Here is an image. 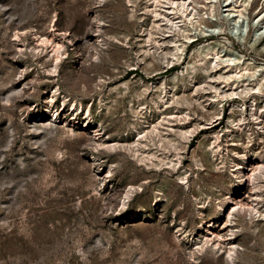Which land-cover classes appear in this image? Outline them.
Wrapping results in <instances>:
<instances>
[{
	"label": "rangeland",
	"instance_id": "1",
	"mask_svg": "<svg viewBox=\"0 0 264 264\" xmlns=\"http://www.w3.org/2000/svg\"><path fill=\"white\" fill-rule=\"evenodd\" d=\"M144 1L0 0V264H264V221L242 212L232 221L216 215V204L235 184L228 165L264 155V114L263 128L243 129L227 120L238 117L228 104L247 97H226L221 112L201 109L195 100L211 105L201 87L205 72L171 80L182 65L162 64L143 51L150 48L148 34L158 31ZM225 37L199 36L183 62H194L192 48L203 41L264 59L237 36ZM57 42L62 47L56 50ZM164 89L177 101L158 108L154 102ZM73 103L84 113L73 114ZM184 111L194 129L190 139L178 131L162 145L150 142L166 161L180 148L178 173L189 175L184 185L176 169L100 149L91 133L79 131L89 118L100 139L134 147L136 129L150 128V139L156 138L154 124L162 130L166 116ZM260 182V199L249 194L247 181L233 201L249 205L253 198L264 210V178ZM230 228L241 248L235 263L226 260Z\"/></svg>",
	"mask_w": 264,
	"mask_h": 264
},
{
	"label": "bare ground",
	"instance_id": "2",
	"mask_svg": "<svg viewBox=\"0 0 264 264\" xmlns=\"http://www.w3.org/2000/svg\"><path fill=\"white\" fill-rule=\"evenodd\" d=\"M253 2L254 0H145L143 8L145 12L150 14L152 24L158 29L157 32L154 31L148 34L147 41H150V48L143 51L156 55L162 64L166 60L171 66L182 65L181 69L171 76V80H178L179 76H192L191 74L196 70L205 72L209 78L203 83L204 85L201 84V87L208 89L210 95L209 104L211 105L207 108V104H202V100H195L203 110L208 111L216 106L215 108L218 109L219 107V111L221 112V103L226 97L231 99L247 97L246 102L243 104L235 100H232L228 104L230 114L237 111L238 117L234 118L232 115H229L227 120L236 125H241L244 127L243 129H246V127H249L253 123L259 128H263L260 118L264 114L262 113L264 112V93L262 92V88L264 87V59L262 61H256L253 57H245L239 52H236L235 55L231 51V48L227 49V47L220 46L218 43L212 45V42L206 41L193 46L192 50L195 53L193 63H184L183 59L187 48L197 41L199 36L217 38L221 34H226L230 38L237 36V40L242 42V44L258 48L264 52V0H261L259 7L255 8L253 14H250V8ZM193 3L197 5L203 3L206 9L199 10V7L196 6L195 8ZM204 20L211 23V26H207ZM237 30L240 32L238 35H235ZM155 34L161 35L162 41L159 39L156 40ZM165 37H168V39L166 40ZM229 37H225V39ZM40 40L42 42L45 41L44 38ZM61 47L62 45L59 42L55 43L56 50ZM166 47L169 48L167 49ZM58 66V60L56 59L54 64L55 71H57ZM195 84L196 82H194V86L198 87ZM221 88H226V90L222 91ZM53 97H55V93L52 94L51 98ZM174 98L177 101V96L172 90L164 89L163 95L154 104L158 108L161 106L168 108L174 103ZM70 108L73 114L86 110H83L82 105L76 107L75 103L71 104ZM176 112L166 116L168 126L162 128V130L157 127L159 124L153 125L156 133H151L156 138L150 139V128L147 130L136 129L134 147L126 146L119 140L106 141L103 138L100 139L101 136L98 129L93 125V120L89 118H84L83 123L80 124L79 131L91 133L95 144L100 149L113 152L117 149L122 150L145 164L155 165V161H158V164L176 169L178 173L182 156L180 148H176L174 154L176 157L174 159L166 157L168 158L167 161L164 158H159L155 151L150 149L151 141L154 143V139H157V144L162 145L164 139L169 141L168 135L172 132L179 131L185 139H190L194 134V129L189 125V111H184L181 115ZM56 119L57 117H54L53 120ZM193 121L200 126L198 120ZM157 122L160 123L158 119ZM174 123L178 127H172ZM214 138L217 144L211 148L212 153H214L212 154L213 156L216 155L219 146L218 136L215 135ZM235 154H239V152H235ZM228 166L233 176L231 180L235 184L230 197H227L224 202H218L216 204V215H222L227 220L232 221L237 213L242 212L250 217L258 216L264 221V210L260 209L258 202L254 203L252 201L253 198L250 199L251 202L249 205H239L233 201V197L239 193L238 191L242 189L244 182L247 181H249L251 189L249 194L253 195L255 199H260V193L258 191L261 185L260 180L264 178V155L254 154L245 163L232 161ZM188 176L185 172L178 173L177 183L180 185L187 184L189 182ZM131 192L132 189L129 187L125 193L123 205L128 202ZM205 207L206 205L204 204L200 206V208ZM213 224L212 222L209 226ZM236 236L237 230L230 228L229 237L226 238V260L229 263L236 262V257L241 250L235 241ZM215 237L216 245H219L222 242V236L216 234Z\"/></svg>",
	"mask_w": 264,
	"mask_h": 264
}]
</instances>
